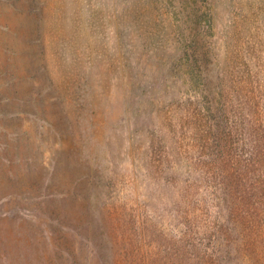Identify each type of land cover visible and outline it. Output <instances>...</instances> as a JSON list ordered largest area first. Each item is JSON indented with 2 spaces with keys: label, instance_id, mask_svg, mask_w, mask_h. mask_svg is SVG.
Instances as JSON below:
<instances>
[{
  "label": "rangeland",
  "instance_id": "374dc122",
  "mask_svg": "<svg viewBox=\"0 0 264 264\" xmlns=\"http://www.w3.org/2000/svg\"><path fill=\"white\" fill-rule=\"evenodd\" d=\"M253 33L264 0H0V264H264L186 129Z\"/></svg>",
  "mask_w": 264,
  "mask_h": 264
},
{
  "label": "trees",
  "instance_id": "16d2710c",
  "mask_svg": "<svg viewBox=\"0 0 264 264\" xmlns=\"http://www.w3.org/2000/svg\"><path fill=\"white\" fill-rule=\"evenodd\" d=\"M260 34L253 33L251 42L243 41L240 51L236 48L231 71L208 91L215 94L213 102L206 98V105L214 106L212 112L206 106L205 114L191 112L186 128L199 158L212 162L211 178L220 181L222 200L232 205L233 222L246 225L248 248L250 242H264V39ZM14 100L0 93V105ZM20 215L33 217L23 210L15 213L18 219ZM146 260L153 264V255Z\"/></svg>",
  "mask_w": 264,
  "mask_h": 264
}]
</instances>
